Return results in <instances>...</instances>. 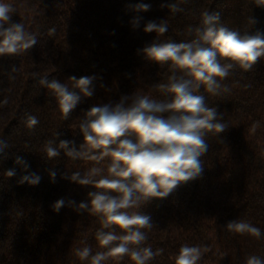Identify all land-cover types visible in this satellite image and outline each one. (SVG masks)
<instances>
[{
	"label": "trees",
	"instance_id": "trees-1",
	"mask_svg": "<svg viewBox=\"0 0 264 264\" xmlns=\"http://www.w3.org/2000/svg\"><path fill=\"white\" fill-rule=\"evenodd\" d=\"M10 2L12 20L21 21L38 40L31 49L0 56V137L9 144L0 156V264H90L75 249L89 245L93 253L102 250L95 237L102 224L99 214L76 205L87 201L88 192L95 189L67 177L97 162L73 160L62 149L49 159L45 144L51 140L59 145L68 139L79 146L84 139L80 120L94 104L116 102L135 91L165 98L155 84L166 82L173 71L179 75L180 70L149 61L138 49L156 38L192 39L188 26L200 25L204 10L219 12L220 23L229 28L264 31V4L177 0L181 10L172 11L166 6L171 0H145L150 9L136 13L129 7L133 0ZM135 15L143 17L138 28L131 25ZM250 17L255 18L254 25ZM148 20H166L168 31L158 36L145 32ZM92 74L96 75L93 96L82 97L67 117L51 90L38 82L40 76L48 75L71 85L70 76ZM223 82L229 92L211 94L203 86L198 90L227 124L219 134L207 133L202 174L142 206L153 224L145 230L144 243L164 250L148 264H175L183 243L207 246L198 264H245L250 253L264 249V233L239 234L225 227L236 218L264 223V57L250 70L235 67ZM29 113L39 118L34 127L25 122ZM17 155L26 160L28 169L15 162ZM107 160L99 162L105 173ZM9 168L16 170L12 177L5 173ZM51 170L57 173L55 180ZM26 172L38 173L40 182L20 183ZM60 198L65 204L56 211L53 205ZM105 264L133 262L124 256L108 258Z\"/></svg>",
	"mask_w": 264,
	"mask_h": 264
},
{
	"label": "clouds",
	"instance_id": "clouds-1",
	"mask_svg": "<svg viewBox=\"0 0 264 264\" xmlns=\"http://www.w3.org/2000/svg\"><path fill=\"white\" fill-rule=\"evenodd\" d=\"M264 4V0H258ZM162 7L165 5H161ZM172 11H180L177 0L166 5ZM136 13L146 12L151 4L145 0L130 3ZM14 6L10 0H0V56H11L31 49L38 40L37 34L28 30L21 21H13ZM200 25H189L190 40L157 38L138 49L144 57L159 65L167 64L173 71L167 81H159L155 87L165 93L160 99L150 94L134 92L122 95L116 102L94 104L88 108L79 123L83 142L77 146L74 140L62 139L59 145L49 140L44 148L49 159L60 155L62 149L73 160L97 162L81 171H72L67 178L80 185H91L89 199L76 205L99 214L101 228L95 237L102 250L93 253L91 246L75 249L81 260L90 264H105L108 258L117 260L128 256L133 264H148L163 253L162 248L153 250L147 240L146 229L153 227L151 216L142 211L152 198H164L183 182L195 179L203 172L201 157L208 150L206 135L219 134L227 124L216 106L206 103L205 95L198 90L203 86L208 93L221 94L230 91L224 78L235 67L250 70L256 61L264 57V31L241 32L220 23V13L204 10ZM143 19L135 15L131 19L133 28ZM254 25L256 20L250 17ZM49 31H54L50 29ZM145 32L158 35L168 31L166 20H148ZM223 61V62H222ZM15 70V66H13ZM96 75H72L61 82L48 75L39 78V84L51 90L61 112L67 117L82 97L94 94ZM25 122L34 127L39 118L29 113ZM58 135V133H56ZM9 147L8 141L0 137V156ZM106 161L107 169L99 165ZM15 162L24 169L26 160L17 155ZM15 168L6 170V175H15ZM50 177L55 180V170ZM67 175V174H66ZM41 176L26 172L20 183L36 185ZM64 198L53 207L56 211L64 206ZM226 229L239 234L264 233V223L236 218L229 220ZM207 246L183 243L175 255V264H198ZM245 264H264V249H258L246 258Z\"/></svg>",
	"mask_w": 264,
	"mask_h": 264
}]
</instances>
